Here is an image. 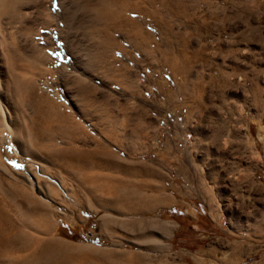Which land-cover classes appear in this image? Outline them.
Listing matches in <instances>:
<instances>
[{
	"label": "rangeland",
	"instance_id": "obj_1",
	"mask_svg": "<svg viewBox=\"0 0 264 264\" xmlns=\"http://www.w3.org/2000/svg\"><path fill=\"white\" fill-rule=\"evenodd\" d=\"M21 1L0 37L9 69L0 85L9 95L0 94V209L28 224L18 225L30 243L20 264H264V114H254L253 101L233 99L226 83L198 84V75L209 81L227 72L225 49L237 34L227 16L240 1L138 0L144 34L136 48L129 39L136 13L120 11L123 0ZM247 2L264 24V0ZM211 30H218L217 59L203 68L193 61L187 73L169 61L172 50L190 56L198 38L209 45ZM160 34L175 43L168 53L153 48ZM14 117L34 153L14 142ZM36 128L60 136L54 149L75 144L82 160L73 173L34 143Z\"/></svg>",
	"mask_w": 264,
	"mask_h": 264
},
{
	"label": "crops",
	"instance_id": "obj_2",
	"mask_svg": "<svg viewBox=\"0 0 264 264\" xmlns=\"http://www.w3.org/2000/svg\"><path fill=\"white\" fill-rule=\"evenodd\" d=\"M240 3H237V7L234 8V11L231 14H228V20L233 21L232 31L237 32L236 35L232 34V38L229 35V42L225 50H227V62L228 69L227 72L216 74L215 77L209 76V81H203L198 75V84L203 82H213L227 84L229 92L234 96L233 99L243 98L245 106L249 107V102L253 101L256 105L257 112L256 115L264 114V24L261 23V16L256 11H251V7L248 4L247 0H239ZM248 4V5H247ZM182 5V4H181ZM181 5H176L177 10L181 9ZM181 13V11H177ZM214 13L210 11L208 14L211 17V25H216L218 27V12ZM253 19V23L249 22V19ZM213 19L216 22H213ZM198 34L203 29L201 22L197 24ZM167 36L172 33V38L174 32H172V27L168 26ZM218 31V30H216ZM216 31H212L209 34L210 44L200 43L198 38V46L195 47V50L191 51L190 56L184 53L185 50H172L175 43L171 46H167L168 37H161V45L158 46L155 40L153 48L160 53L165 51L166 53L170 52L168 49H171L172 55L171 60L175 63L180 64L183 68H186L185 72L187 73V68H190L193 61H198L202 64H198V68H203L206 63L211 62L213 59H217L219 47H218V36ZM160 33V32H159ZM155 39V38H154ZM167 39V40H166ZM231 39H234L231 42ZM175 42V41H174ZM157 45V46H156ZM132 49V53H133ZM121 54V53H120ZM139 55H137L138 57ZM174 73L178 71L177 68L172 67ZM176 69V70H175ZM200 97H198V106L200 107L199 102ZM258 101V102H257ZM234 105V104H233ZM235 106V105H234ZM40 149V148H39ZM41 150V149H40ZM48 154V153H47Z\"/></svg>",
	"mask_w": 264,
	"mask_h": 264
},
{
	"label": "bare ground",
	"instance_id": "obj_3",
	"mask_svg": "<svg viewBox=\"0 0 264 264\" xmlns=\"http://www.w3.org/2000/svg\"><path fill=\"white\" fill-rule=\"evenodd\" d=\"M25 1V4H26V1H28V0H23V2ZM30 1V0H29ZM32 1H35V0H32ZM37 1V0H36ZM51 1V0H50ZM118 1V0H117ZM144 2H149V0H143ZM142 1V2H143ZM178 1V0H177ZM22 1L21 0H0V37L2 36L1 34H2V32L7 28V20H8V18L9 17H12L13 16V14L15 15V12L16 11H19L18 9H19V3H21ZM92 2V1H91ZM179 2V1H178ZM29 3V2H28ZM32 3V2H31ZM107 3V2H106ZM109 3V2H108ZM33 4V3H32ZM178 4V3H177ZM180 4V3H179ZM29 5V4H28ZM95 5H96V3H95ZM113 5V4H112ZM139 3H138V0H129L128 2L127 1H125V0H123V1H121L120 2V4H119V10L120 11H122V9H124V8H126V7H128V9L127 10H129V13H136V17L134 18V19H131L130 20V25H131V38H129L130 40H131V44L135 47V46H141L139 43H137V42H139L138 40H140L141 38V36H139V34H138V31L139 32H141V35L142 34H144V30L143 29H139L138 28V26L140 25L139 24V21H140V14L138 13L139 11L137 10L136 11V9H138L139 8ZM21 6H26V5H23V4H21ZM34 6V5H33ZM89 6V5H88ZM87 6V7H88ZM145 6V5H144ZM17 7H18V9H17ZM23 7V8H24ZM107 7V6H106ZM112 7V6H111ZM116 7V6H115ZM146 7V6H145ZM22 8V7H21ZM59 8H61V6L59 7ZM113 8V7H112ZM17 9V10H16ZM66 9V8H65ZM69 9V8H68ZM21 10V9H20ZM35 12H37L38 11V9L37 8H35V9H33ZM60 9H58L56 12H60L59 11ZM94 10H95V8H94ZM93 10V11H94ZM126 10V11H127ZM178 10H180V9H178ZM22 11V10H21ZM107 11V10H106ZM106 11H104L103 12V10H101V12H103V14L104 15H107L106 14ZM24 12V11H23ZM22 12V13H23ZM55 12V13H56ZM97 12H100V10L99 9H97ZM128 12V11H127ZM17 14H19L18 12H16ZM25 13V12H24ZM30 13H33L32 11L30 12ZM57 13V14H58ZM61 13V12H60ZM59 13V14H60ZM63 13V12H62ZM96 13V12H95ZM117 13H119V11L117 12V10H116V12H115V14H117ZM126 13V12H125ZM144 13H145V11H144ZM50 14V16L51 17H53L52 16V14L51 13H49ZM59 14H58V16H59ZM25 15V14H24ZM47 15H48V12H47ZM46 15V16H47ZM143 15V14H142ZM18 16H20V15H17V18H18ZM38 16V15H37ZM57 16V15H56ZM15 17V16H14ZM13 17V18H14ZM28 17V16H27ZM26 17V18H27ZM46 18V17H45ZM47 18H48V20H49V22H50V24H49V22H48V25H51V23H52V19L50 20V17H48L47 16ZM46 18V19H47ZM102 18V17H101ZM16 19V18H15ZM19 19V18H18ZM24 19H25V16H24ZM98 19V18H97ZM104 19V18H103ZM9 20H12L11 18L9 19ZM20 20H21V18H20ZM23 20V19H22ZM26 20V19H25ZM24 20V21H25ZM100 20H102V19H100ZM99 20V21H100ZM113 20V19H112ZM64 21V20H63ZM97 21V20H96ZM95 21V22H96ZM145 21H146V19H145ZM16 22H17V20H16ZM98 22V21H97ZM104 22V21H103ZM23 23H25V22H23ZM54 23V22H53ZM106 23H107V21H106ZM106 23H104V24H106ZM20 24H22L21 22L19 23V26H20ZM47 23H45V25H46ZM99 24V23H98ZM9 25V24H8ZM23 25V24H22ZM47 25V26H48ZM94 25V24H93ZM103 25V24H102ZM121 25V24H120ZM16 26V25H15ZM98 26V25H97ZM97 26H96V28H97ZM99 26H101V25H99ZM106 26V25H105ZM116 26H118V25H116ZM10 27V26H9ZM17 27V26H16ZM25 27V26H24ZM102 27V26H101ZM121 27V26H120ZM18 28V27H17ZM22 28V27H21ZM91 28H92V26H91ZM9 29V28H8ZM16 29V28H15ZM14 29V30H15ZM32 29V28H31ZM93 29H95V26H93ZM19 30V29H18ZM24 30V29H23ZM22 30V31H23ZM110 30V29H109ZM10 31V30H9ZM12 31V30H11ZM17 31V30H16ZM15 31V32H16ZM28 31V30H27ZM30 31V30H29ZM39 31V30H38ZM37 31V32H38ZM98 31V30H97ZM11 33V32H10ZM17 33H20V32H18L17 31ZM9 34V33H8ZM21 34V33H20ZM22 35V34H21ZM20 35V37H18V41H19V43L20 44H22V45H25L27 42H25V44H23V42H21L22 41V39L21 38H23L22 36ZM28 35V34H27ZM99 35H101V34H99ZM10 36V35H9ZM8 36V37H9ZM15 36V35H14ZM6 37V36H5ZM26 37V36H25ZM24 37V38H25ZM30 37V36H29ZM11 38V37H10ZM12 38H14L13 36H12ZM28 38V37H27ZM32 39H34V38H32ZM106 39V38H105ZM146 39V38H145ZM15 40V39H14ZM26 40V39H25ZM98 40V39H97ZM8 41H9V39H8ZM100 41V40H99ZM102 41V40H101ZM100 41V44L102 43ZM106 41V40H105ZM129 41V40H128ZM17 42V41H16ZM104 42V41H103ZM143 42V41H142ZM3 43V39L2 38H0V46H1V44ZM15 43V42H14ZM98 43V42H97ZM10 44H12V43H10ZM13 45V44H12ZM105 45H106V43H105ZM144 45V42L142 43V46ZM8 46V45H7ZM35 46V45H34ZM97 46H99L98 44H97ZM97 46L95 47V45H94V47L97 49ZM101 46V45H100ZM99 46V47H100ZM115 46V45H114ZM26 47V46H25ZM115 47H117V46H115ZM17 48V47H16ZM22 48H23V46H22ZM105 48V47H104ZM118 48V47H117ZM136 48V47H135ZM9 49V48H8ZM27 49H28V46H27ZM36 50H38V51H40L42 48L41 47H39L38 45L36 46V48H35ZM95 49V50H96ZM103 49V48H102ZM102 49H100L99 48V50H102ZM105 49H107V48H105ZM116 49V48H115ZM122 48H120V49H118V52H121L122 53V50H121ZM30 50V49H29ZM35 50V51H36ZM93 50V49H92ZM121 50V51H120ZM134 50V49H133ZM145 50V49H144ZM97 51V50H96ZM103 51H104V49H103ZM22 52V51H21ZM24 52V51H23ZM26 52V51H25ZM31 52V51H30ZM98 52H99V55L101 54V52L100 51H97V54H98ZM32 53V52H31ZM28 54H30L29 53V51H28ZM35 54H36V52H35ZM103 54V53H102ZM26 55V54H25ZM37 55H38V53H37ZM37 55H35V56H37ZM95 55V54H94ZM104 55V54H103ZM15 56V55H14ZM22 56V55H21ZM24 56V55H23ZM97 56V55H96ZM4 57L6 58V56L4 55V54H2V52H1V50H0V85H1V83L3 82V81H5L6 82V71L7 70H9V69H7L6 71L4 70ZM17 56H15V58H16ZM32 57V54L30 55V58ZM39 57V56H38ZM37 57V59H38V61H40V63H41V61H47V62H50V61H53V59L50 57V56H46V57H44L43 59L40 57V58H38ZM43 57V56H42ZM113 57H114V55H113ZM133 57V56H132ZM8 58H9V60L11 61V57H9L8 56ZM25 58H28V57H25ZM36 58V57H35ZM34 58V56L32 57V59L31 60H36ZM48 58V59H47ZM51 58V59H50ZM18 59H19V57H18ZM21 59H23L24 60V58H21ZM95 59V58H94ZM100 59V58H99ZM117 60L115 61V62H119L120 61V59L119 58H116ZM14 60V59H13ZM98 60V59H97ZM6 61H8L7 59H6ZM24 61H26V60H24ZM37 61V60H36ZM36 61H35V63H36ZM34 62V61H33ZM16 63V62H15ZM26 63V62H25ZM29 63V62H28ZM28 63H26L27 64V66H29L28 65ZM39 63V62H38ZM39 63V64H40ZM51 63H53V62H51ZM10 64H12V62L10 63ZM9 64V68H12V66ZM18 64H20V65H23L24 63H18ZM17 64V65H18ZM31 64H32V61H31ZM119 64V63H118ZM16 64H15V66L14 67H16L17 66ZM20 65H18V66H20ZM48 65V64H47ZM7 66H8V64H7ZM7 66H5V67H7ZM17 66V67H18ZM32 66V65H31ZM30 66V67H31ZM26 67V66H25ZM33 67V66H32ZM31 67V68H32ZM13 69H15V71L18 73L19 72V69L21 70V71H23L22 70V67H20L19 69H18V71H17V68H13ZM24 69V68H23ZM33 69V68H32ZM32 69L30 70V71H32ZM34 70V69H33ZM14 71V72H15ZM25 71V70H24ZM27 71V70H26ZM72 71V70H71ZM119 72V71H118ZM118 72H116V76L118 75ZM10 73V71L7 73V74H9ZM17 73H14V74H16L17 75ZM123 73V72H122ZM52 74V73H51ZM130 74V73H129ZM9 75H13V73H11V74H9ZM20 75H21V77H20ZM19 76L17 75V77L19 78L20 77V79L23 77V76H26L27 74H25V75H22V72H21V74H20ZM120 78H121V81L125 84V86L126 87H128V88H133V87H135L136 86V81L135 80H128V77L130 76H126L125 74L123 75V74H121V72H120V74L118 75ZM13 77H15V75H13ZM32 76H30V78H31ZM9 78V77H8ZM10 81H12V79L14 80V78H11L10 77ZM23 80L25 79V78H22ZM16 80H17V78H15V80L13 81V82H15L16 84H19V85H21L20 84V81L21 80H19V82L17 83L16 82ZM26 80H27V78H26ZM9 81V80H8ZM18 81V80H17ZM9 83V82H8ZM14 83V84H15ZM21 83H23V82H21ZM24 84V83H23ZM22 84V85H23ZM15 86V87H20V86ZM21 85V86H22ZM27 85V84H26ZM13 87V86H12ZM14 87V88H15ZM21 88V87H20ZM19 88V89H20ZM28 88V87H27ZM8 90H10L9 88H7ZM22 89H23V86H22ZM10 91H13V90H10ZM9 91V92H10ZM17 91H19L18 89H17ZM21 91H23L24 92V90H21ZM8 92V93H9ZM11 93V92H10ZM15 93H17V92H15ZM0 94H2V96H4L5 98H8V96H7V91H6V88L4 89V88H1L0 87ZM13 94V93H12ZM15 97H16V95H15ZM14 99V98H13ZM9 100V99H8ZM14 101V100H13ZM15 101H17L16 103H18L19 101L17 100V97H16V100ZM258 102V101H257ZM14 103V102H13ZM1 104V103H0ZM19 105V104H18ZM21 105V104H20ZM15 108H17L16 106H15ZM53 109V108H52ZM7 111V110H6ZM7 113V112H6ZM3 117H4V114H3ZM12 120V119H11ZM14 120V121H13ZM13 120L11 121V123L10 124H12V128H11V130H12V132H13V134L12 135H14V132H15V135H14V138H16V140H14V142L17 144V147L18 146H20V149L23 151V153L24 152H31V153H34V151H32V149H31V147H30V145H31V143H28V142H26L25 141V139H27L26 137H25V135H26V132L24 133V131H22L23 129H22V127H21V124L19 123V121H18V119L17 118H13ZM53 120V119H52ZM55 122H53V124H54ZM1 125H3V123H1L0 124V126ZM15 125V126H14ZM4 126V125H3ZM2 126V127H3ZM67 126V125H66ZM73 126V125H72ZM111 127V126H110ZM5 128V127H4ZM9 128V129H10ZM41 128V127H40ZM40 128H36V132H35V137L33 138L34 140V143L35 144H37L38 146H39V148L41 149H44V150H46V152L47 153H49L50 154V156H57V158L58 159H62V162L65 164V168H67L68 170H69V172L70 173H73L74 172V169H75V167H76V159L78 160V158L80 159V160H82L79 156H78V151H77V149H74V146H75V144H74V146L73 147H70V148H66V149H64L63 150V148H62V150H58V148H59V146H57L58 148H55L54 149V147H55V145H56V143L54 142V141H56L55 140V138H57L54 134H52V132H50V130L47 128V129H40ZM55 128V127H54ZM67 131V130H66ZM107 131H109L108 129H107ZM34 132V131H33ZM76 133V132H75ZM22 134V135H21ZM111 134V133H110ZM29 135V134H28ZM60 137V136H59ZM58 137V138H59ZM25 138V139H24ZM57 138V140H59ZM70 138V137H69ZM114 142H118V138L116 137V136H111L110 137ZM61 140V139H60ZM30 142V141H29ZM121 142V141H120ZM9 143V142H8ZM55 143V144H54ZM47 145H48V149H46L47 148ZM58 145V144H57ZM68 145V144H67ZM15 149V148H14ZM39 152V151H38ZM41 153V152H40ZM54 153V154H53ZM29 156V155H28ZM31 156V155H30ZM29 156V157H30ZM82 156V155H81ZM28 157V158H29ZM62 157V158H61ZM3 161V160H2ZM62 163V164H63ZM59 164V163H58ZM61 164V165H62ZM60 165V164H59ZM144 165V164H143ZM147 170H148V168H146ZM30 176H29V178H31V183H32V185L34 186V184L36 183V180L34 179V177L31 175V174H29ZM51 178H52V180H51V182H50V184L52 185V184H54L53 182H57V180L53 177V176H51ZM29 181V180H28ZM38 181V180H37ZM60 184V183H59ZM50 185V186H51ZM61 185V184H60ZM36 190H37V192H39V193H41V189H39L38 188V186L37 185H35V187H34ZM6 192V191H5ZM1 197V196H0ZM14 199V198H13ZM14 202V201H13ZM21 207V205H18L17 206V211H19V215H20V213H21V215H23L24 216V214H23V210L20 208ZM6 212H8V211H6ZM4 210H2V209H0V264H20V259H22L24 256H26V254H24V251H26L27 249H28V245L30 244L29 243V241L27 242V239H28V235L25 233V232H23L22 230H19V226L18 225H20L19 223H21L22 225H23V227L25 226L26 227V225H28L25 221H24V217L22 218H20L19 220H20V222L18 223V221L16 222V221H14L7 213H6ZM28 219V218H27ZM38 220V219H37ZM30 221V220H29ZM7 225V229L6 228H4L3 227V225ZM21 225V226H22ZM31 240H32V238H31ZM50 240V239H49ZM29 243V244H28ZM37 243H40V242H37ZM36 243V244H37ZM36 244H34V245H36ZM32 248V247H31ZM35 248V247H34ZM35 250V249H34ZM32 252H34V251H32ZM36 252V251H35ZM35 255V254H34Z\"/></svg>",
	"mask_w": 264,
	"mask_h": 264
}]
</instances>
